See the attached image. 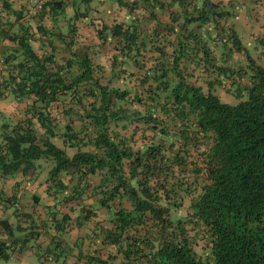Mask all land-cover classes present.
<instances>
[{
	"label": "trees",
	"instance_id": "trees-1",
	"mask_svg": "<svg viewBox=\"0 0 264 264\" xmlns=\"http://www.w3.org/2000/svg\"><path fill=\"white\" fill-rule=\"evenodd\" d=\"M94 1L0 0V179L50 163L58 231L2 221L0 259L20 241L42 264H264V0L251 37L243 0H116L111 23ZM94 197L102 247L65 242L60 208L84 226Z\"/></svg>",
	"mask_w": 264,
	"mask_h": 264
},
{
	"label": "rangeland",
	"instance_id": "rangeland-1",
	"mask_svg": "<svg viewBox=\"0 0 264 264\" xmlns=\"http://www.w3.org/2000/svg\"><path fill=\"white\" fill-rule=\"evenodd\" d=\"M78 2H80V0ZM100 3L103 5L97 6L96 8H94V10H96L95 13L97 14L99 18H102L107 23H111L112 13L115 12L114 9L118 8V4L116 3V0H103ZM252 5H253V0H243V5H240L239 6L240 8H238L237 10L239 15L237 17L238 19L236 20L238 21L241 32L245 34L247 37H251V33L253 31L259 30V27L255 26L248 18L250 11L253 8ZM34 8H37V7L33 5L31 9H34ZM111 9L112 11H110ZM73 12H74L73 7H70L68 11V16H72ZM80 12H84L83 6H81L80 8ZM89 22L90 21L86 20L85 18L83 21H81L82 23L81 25H84V24L87 25L89 24ZM215 93L220 97V99L223 102L228 103V104L235 105L240 101L239 99L234 97L232 94L227 93L224 88L215 89ZM15 111H16V106L12 100L5 101V102L0 101V112L1 113L13 114ZM0 125H1V122H0ZM56 143L60 147L65 148L64 145L62 144V141L59 140V141H56ZM67 152L71 155H73L74 153V151L68 150V149H67ZM50 166H51L50 163H47V165L44 166L45 168L43 169V171H46V170L49 171ZM24 178H25L24 175H18L17 177L12 178V180L2 181L0 179V197L3 198V199H0L1 201L0 203V222L3 221L4 217H7L10 219L11 224H15L16 226V224L19 222L16 219L24 220L26 218L25 215H28V218H31L33 220L32 225L37 223L38 228H36V230H38L39 233H35V234H37V236H40V237L42 235L41 237L43 238L42 244L44 246L45 243L49 241L51 236L53 234H57L58 232V231H54L50 222H47L48 218L46 215V212H49V208L54 207L55 201L52 199V197H50V195H47V192H46V200H44L42 203L39 202L37 205L33 204L34 206L30 207L28 205L27 199L24 198L25 196L24 193L27 194L26 192L27 190L25 191L26 186H23L22 184L21 185L17 184L18 182H21L22 179ZM40 178H42L41 180L42 182H44L43 183L44 185L40 186V188H37V189H40L43 192H44V189H46L47 191V186H48L47 182L49 179V173L48 174L42 173ZM27 179L28 178H26L25 180V185L28 186ZM35 190L36 189H33L32 191L34 192ZM13 195L17 196L15 200H13ZM7 199H9L10 201L9 202L5 201ZM96 201H97V198L94 197L92 203H93V209L97 212L96 213L97 217L94 219V221H91L90 223L84 226L79 225V223L76 221L78 209L71 212L68 207L63 206L62 208H60V213L65 214V213L70 212L73 218L72 222L69 223V225L67 224L66 231L63 232L64 234H67L66 239H64L65 242L67 241V242H70V244H72L74 243L73 240L77 238H83L85 239V248L87 249L91 248L92 250H95L97 248L102 247L101 239L96 237V232L98 231L97 222L99 220L102 222V224H107L108 212L102 209L101 207H99ZM22 202H24V205L20 207ZM34 220L36 221V223ZM2 230L3 229L0 228V236L3 238H6V235L4 231ZM30 231H32V227H29L28 231H24V230L18 231L17 230L16 236L24 241L25 237L31 233ZM9 255L10 257L6 260L0 259V264H42L39 256L41 257L44 256L43 252L40 249L34 247L33 242H28V246L25 249H17V250H14V252L9 251ZM53 258L54 256H52L49 259H53Z\"/></svg>",
	"mask_w": 264,
	"mask_h": 264
},
{
	"label": "crops",
	"instance_id": "crops-1",
	"mask_svg": "<svg viewBox=\"0 0 264 264\" xmlns=\"http://www.w3.org/2000/svg\"><path fill=\"white\" fill-rule=\"evenodd\" d=\"M79 0H77V2H78ZM101 1H103V0H95L94 1V3H93V7L92 8H96L97 6H101V5H103V4H101L100 2ZM80 2H81V0H80ZM80 2H78V3H80ZM114 4V3H113ZM105 5V4H104ZM116 5V4H115ZM73 6V5H72ZM81 6H83V8H84V5H80V8H81ZM119 7V6H118ZM70 9V8H69ZM69 9H68V11H69ZM73 11H74V6H73ZM110 11H112V9L110 10ZM114 11L116 12V9H114ZM115 12H113L112 13V17L114 16V14H115ZM96 14V13H95ZM97 15V14H96ZM84 20V19H83ZM86 20H89V19H86ZM82 23H80V25H81ZM86 26V24H84V25H81V27L83 28V27H85ZM86 30H90V28L88 29L87 27H86V29H84V31H86ZM42 173H44V174H47L48 173V171L46 170V171H42ZM28 179V181H27V184H28V186L27 185H25V180H26V178H24V179H22V181L21 182H18V185L20 184H22L23 186H26V188H25V191L27 192V194L26 193H24V198L25 199H27V202H28V205L30 206V207H33L34 205L33 204H35L36 202H40V203H42L44 200H46V189H44V192L43 191H41L40 189H37V188H40V186H42V185H44L43 183L44 182H42V178H38L37 180H30V178L29 177H27ZM33 189H36L34 192L32 191ZM13 196H15V197H13V200H15L16 198H17V196L16 195H13ZM37 204V203H36ZM18 205V204H17ZM24 205V202H22L21 203V205H20V207L21 206H23ZM28 217H26L24 220H19V219H16L17 221H19L17 224H16V226H18L19 224H23V226H27V223H24L25 221H27V222H29V221H33L31 218H28ZM3 221H8L10 224H11V221H10V219L9 218H7V217H4L3 218ZM23 222V223H22ZM12 225H15V224H12ZM0 228H1V222H0ZM25 244H23L22 242H20L19 241V243H14V247H15V250H17V249H25ZM9 256L10 255H8V258H9ZM7 258V259H8ZM4 260H6V259H4Z\"/></svg>",
	"mask_w": 264,
	"mask_h": 264
},
{
	"label": "built area",
	"instance_id": "built-area-1",
	"mask_svg": "<svg viewBox=\"0 0 264 264\" xmlns=\"http://www.w3.org/2000/svg\"><path fill=\"white\" fill-rule=\"evenodd\" d=\"M32 13H35L36 12V8H34V9H32V11H31Z\"/></svg>",
	"mask_w": 264,
	"mask_h": 264
},
{
	"label": "clouds",
	"instance_id": "clouds-1",
	"mask_svg": "<svg viewBox=\"0 0 264 264\" xmlns=\"http://www.w3.org/2000/svg\"><path fill=\"white\" fill-rule=\"evenodd\" d=\"M10 257V256H9Z\"/></svg>",
	"mask_w": 264,
	"mask_h": 264
}]
</instances>
